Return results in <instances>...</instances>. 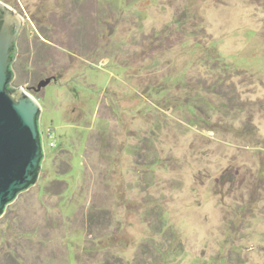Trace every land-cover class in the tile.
Segmentation results:
<instances>
[{"label":"rangeland","instance_id":"1","mask_svg":"<svg viewBox=\"0 0 264 264\" xmlns=\"http://www.w3.org/2000/svg\"><path fill=\"white\" fill-rule=\"evenodd\" d=\"M0 2L45 150L0 264H264V0Z\"/></svg>","mask_w":264,"mask_h":264},{"label":"water","instance_id":"2","mask_svg":"<svg viewBox=\"0 0 264 264\" xmlns=\"http://www.w3.org/2000/svg\"><path fill=\"white\" fill-rule=\"evenodd\" d=\"M22 18L0 2V218L9 205L40 182L45 150L36 98L13 86ZM53 79L39 83L36 92Z\"/></svg>","mask_w":264,"mask_h":264},{"label":"built area","instance_id":"3","mask_svg":"<svg viewBox=\"0 0 264 264\" xmlns=\"http://www.w3.org/2000/svg\"><path fill=\"white\" fill-rule=\"evenodd\" d=\"M49 138H51V139H52V136H51V135H49ZM50 146H51V148L55 147V143H54V142H51Z\"/></svg>","mask_w":264,"mask_h":264},{"label":"flooded vegetation","instance_id":"4","mask_svg":"<svg viewBox=\"0 0 264 264\" xmlns=\"http://www.w3.org/2000/svg\"><path fill=\"white\" fill-rule=\"evenodd\" d=\"M55 81V80H54Z\"/></svg>","mask_w":264,"mask_h":264},{"label":"trees","instance_id":"5","mask_svg":"<svg viewBox=\"0 0 264 264\" xmlns=\"http://www.w3.org/2000/svg\"><path fill=\"white\" fill-rule=\"evenodd\" d=\"M31 92V91H30Z\"/></svg>","mask_w":264,"mask_h":264}]
</instances>
